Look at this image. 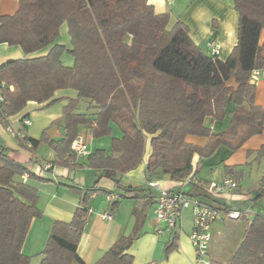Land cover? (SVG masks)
Masks as SVG:
<instances>
[{
  "label": "trees",
  "instance_id": "1",
  "mask_svg": "<svg viewBox=\"0 0 264 264\" xmlns=\"http://www.w3.org/2000/svg\"><path fill=\"white\" fill-rule=\"evenodd\" d=\"M232 2L239 14L238 41L228 59L221 60L204 54L184 23L171 25L170 14L156 13L147 0H20L15 14L0 16V43L20 46L25 56L51 48L44 56L0 65V81L6 84L1 125L7 128L8 117L21 112L29 101L53 104L56 91L72 89L87 101L93 117L76 112L73 100L63 109L61 140H50L46 134L40 140L22 139L31 143L32 151L41 144L55 151L57 159L49 163L50 170L82 165L71 149L82 126L98 138L110 135L114 122L123 137L113 140L110 154L103 149L88 154L85 165L99 171L100 178L113 180L124 197L147 191L121 186L120 177L141 163L149 138L147 179L168 176L192 182L195 155L210 157L222 144L235 151L249 137L264 132V108L255 104L256 89L249 80L254 69L264 67L259 44L264 0ZM64 23L71 39L69 50L56 43ZM65 51L75 59L71 67L61 61ZM233 78L236 88L229 85ZM229 102L235 105L230 127L217 134L207 119L223 118ZM195 134L206 137L207 145L186 142L188 135ZM258 156L264 158V146ZM25 174L47 180L10 158L0 143V264H31L22 247L32 219L40 212L37 188L19 180ZM97 190L83 192L71 222L54 223L40 264H86L77 247L90 196ZM203 194L207 200L212 197ZM109 206L115 209L117 200L110 199ZM139 236L137 231L123 235L94 264H135L128 251ZM226 264H264L263 216L253 218Z\"/></svg>",
  "mask_w": 264,
  "mask_h": 264
},
{
  "label": "crops",
  "instance_id": "2",
  "mask_svg": "<svg viewBox=\"0 0 264 264\" xmlns=\"http://www.w3.org/2000/svg\"><path fill=\"white\" fill-rule=\"evenodd\" d=\"M158 14L169 13L171 25L176 21L184 23L189 29L192 41L210 56L208 44L215 41L220 45L218 58L226 60L238 41L239 14L232 0H175L173 5H167L165 0H147ZM20 0H0V16L13 15L19 7ZM259 44L264 55V29L261 31ZM57 44L71 49V39L67 24L60 27ZM51 47L42 49L32 55L25 56L20 46H9L0 43V65L14 59L24 57L44 56ZM65 66L74 65V57L65 51L61 55ZM252 83V82H251ZM255 104L264 108V78L255 83ZM233 88L237 87L234 78L229 81ZM53 104L29 101L25 108L16 115L8 117L9 126L16 131H23L27 138L40 140L44 134L53 141L64 137L61 124L63 109L70 101H76L78 113H88L87 101L79 99L78 93L72 89L58 90L54 94ZM235 105L228 103L225 116L212 121L207 119L211 130L217 134L224 133L231 124V112ZM28 117L31 125L25 126L23 118ZM111 134L95 138L88 127L82 126L79 135L87 143L89 153L104 150L111 153L114 139H121L123 133L114 123H110ZM186 142L204 147L208 143L206 137L188 135ZM0 143L6 148V154L16 162L26 166L35 174H40L47 180L30 178L27 174L19 180L27 181L37 188V208L40 215L32 219L26 235L22 252L29 256L31 264H40L42 252L48 241L52 227L56 221L71 222L74 213L80 205L83 192L93 187L98 188L91 194L83 233L77 247L79 257L86 264L96 263L123 235L139 232L140 236L129 249L135 264H195V249L190 240L193 229L191 209L182 212L181 227L171 234L158 236L155 231V204L161 189L197 197L205 201L203 193L211 182H219L226 177L237 181L238 188L230 194L212 196L209 201L222 210L239 211L237 219L228 218L225 214L211 224L212 234L209 259L221 263H229L243 240L246 229L256 215L264 217V158L258 152L264 146V132L249 137L242 146L232 151L225 145H220L210 157H193L192 182H180L168 176L147 179L146 165L151 154L150 138L147 140L143 160L133 170L120 177L121 186L141 188L146 192L130 193L124 197L123 190L115 182L103 176L100 172L85 165L87 155L77 156V162L82 164L77 168L55 166L43 171L42 166L57 159L55 151L47 144H41L32 151L31 143L13 137L0 123ZM195 174V175H194ZM156 182L157 186H150ZM71 186L75 187L72 188ZM110 199L118 202L115 209L109 206ZM209 202V203H210ZM109 212L111 219H103L102 214ZM191 216V225L185 226L187 216ZM227 260V261H226Z\"/></svg>",
  "mask_w": 264,
  "mask_h": 264
},
{
  "label": "built area",
  "instance_id": "3",
  "mask_svg": "<svg viewBox=\"0 0 264 264\" xmlns=\"http://www.w3.org/2000/svg\"><path fill=\"white\" fill-rule=\"evenodd\" d=\"M167 5H173L175 0H165ZM210 56L217 58L220 53V45L215 41H210L208 44ZM264 78V67L254 69L250 75V82L255 83L258 80ZM6 84L0 81V104L4 102L3 90ZM25 126L31 125V120L26 117L22 120ZM6 131L13 137L23 139L26 137L25 132L16 131L8 125ZM72 151L77 156L87 155L89 153L87 143L82 136H76L75 140L71 144ZM51 168L50 164H44L42 166L43 171H47ZM189 182L190 180H186ZM150 186H157L156 182H149ZM238 188L237 181L231 177H226L219 182H211L206 187V192L210 196H220L224 194H230ZM155 204V228L154 231L158 236L164 234H171L175 229L181 227L182 212L186 209H191L193 216V229L190 235V240L195 249V264H211L209 259V248L212 238L210 231L211 224L222 215H226L228 218L237 219L240 217L239 211L222 210L208 202L197 199V197L188 196L182 193L172 192L161 189L156 199ZM92 212V209H88V214ZM109 212L102 214L103 219H111L112 216Z\"/></svg>",
  "mask_w": 264,
  "mask_h": 264
},
{
  "label": "rangeland",
  "instance_id": "4",
  "mask_svg": "<svg viewBox=\"0 0 264 264\" xmlns=\"http://www.w3.org/2000/svg\"><path fill=\"white\" fill-rule=\"evenodd\" d=\"M71 55V54H70ZM72 57V56H71ZM205 202H210L209 200H207V199H205ZM211 203V202H210ZM186 223H185V226L187 227L188 225H191L192 224V222H191V216L190 215H188L187 216V218H186ZM227 261V260H226Z\"/></svg>",
  "mask_w": 264,
  "mask_h": 264
}]
</instances>
